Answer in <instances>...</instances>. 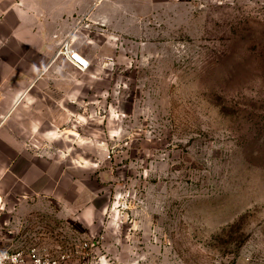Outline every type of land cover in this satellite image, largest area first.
Wrapping results in <instances>:
<instances>
[{"label": "rangeland", "instance_id": "obj_1", "mask_svg": "<svg viewBox=\"0 0 264 264\" xmlns=\"http://www.w3.org/2000/svg\"><path fill=\"white\" fill-rule=\"evenodd\" d=\"M107 1L74 38L102 76L94 107L37 143L85 167L73 173L95 215H23L0 248L45 246L61 264H264V0Z\"/></svg>", "mask_w": 264, "mask_h": 264}, {"label": "crops", "instance_id": "obj_2", "mask_svg": "<svg viewBox=\"0 0 264 264\" xmlns=\"http://www.w3.org/2000/svg\"><path fill=\"white\" fill-rule=\"evenodd\" d=\"M109 3L0 0V235L23 215L52 207L58 216L95 215V193L73 173L85 167L68 155V162L63 154L49 156L37 143L53 136L49 126L75 124L80 110L94 107L90 94L97 86L89 80L102 76L87 43L75 45L92 64L86 71L57 51L68 36L78 40L85 18L95 26L103 22Z\"/></svg>", "mask_w": 264, "mask_h": 264}, {"label": "built area", "instance_id": "obj_3", "mask_svg": "<svg viewBox=\"0 0 264 264\" xmlns=\"http://www.w3.org/2000/svg\"><path fill=\"white\" fill-rule=\"evenodd\" d=\"M57 56L64 57L80 71L90 68V61L77 50L72 36L64 40ZM61 261L59 256L45 246L31 245L15 250L0 248V264H61Z\"/></svg>", "mask_w": 264, "mask_h": 264}]
</instances>
